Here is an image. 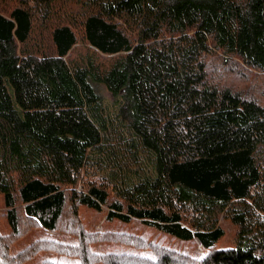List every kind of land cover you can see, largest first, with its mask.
Returning a JSON list of instances; mask_svg holds the SVG:
<instances>
[{"label":"trees","instance_id":"trees-1","mask_svg":"<svg viewBox=\"0 0 264 264\" xmlns=\"http://www.w3.org/2000/svg\"><path fill=\"white\" fill-rule=\"evenodd\" d=\"M254 74L264 0H0V264H264ZM103 92L151 177L118 184ZM80 210L136 244L77 225L60 239ZM220 217L233 246H219ZM133 222L202 256L131 234Z\"/></svg>","mask_w":264,"mask_h":264},{"label":"rangeland","instance_id":"rangeland-1","mask_svg":"<svg viewBox=\"0 0 264 264\" xmlns=\"http://www.w3.org/2000/svg\"><path fill=\"white\" fill-rule=\"evenodd\" d=\"M224 78L229 81L232 80V77L230 78L224 76ZM235 80L237 81L236 78ZM236 81L234 84H241V82ZM249 82H251L249 85H253L255 82H261L259 86L264 87V75H251ZM103 97L104 105L108 109L107 117L111 125V134L105 146L109 147L111 151L114 152L105 153V158L109 159V163H111L112 166L113 164L115 165L118 184L128 185L137 182L142 177H151L153 175V171L151 167L152 160L150 154H148V152H146L141 147L132 149L129 146L130 143L127 141V135L120 131L117 127V117L115 111L116 107L113 106L111 97L109 94H107V92H103ZM77 216V224H75L74 220H72L70 216L67 217L66 224L68 229H64L62 232H59L60 239L65 241H73L76 239L74 231L77 225V227L81 228L82 231L88 229L92 236H94L97 232H101L104 234L103 236H105V238L119 240V243L116 244L117 247L123 246L127 240L131 242V246L132 244H136V242L131 239L117 236L118 231L116 230H119L123 227L118 224L106 223L102 214H96L88 210H80ZM220 226L224 231V238L220 241L219 246H233L235 240V227L229 221L222 219L221 217ZM126 228L131 232V234H137L139 236L142 235L146 239L153 240L162 246L164 245L178 251L190 252L194 256H202V251L197 247V245L191 246L187 244H181L178 242V240L164 237L161 234H158L156 231L148 229L137 222H133L129 227ZM28 238V242H31L32 238L30 236Z\"/></svg>","mask_w":264,"mask_h":264}]
</instances>
